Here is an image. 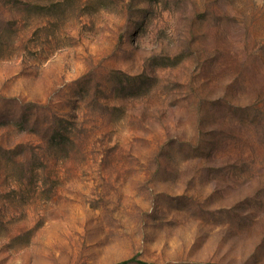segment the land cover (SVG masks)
Here are the masks:
<instances>
[{"label": "rangeland", "instance_id": "obj_1", "mask_svg": "<svg viewBox=\"0 0 264 264\" xmlns=\"http://www.w3.org/2000/svg\"><path fill=\"white\" fill-rule=\"evenodd\" d=\"M124 262L264 264V0H0V264Z\"/></svg>", "mask_w": 264, "mask_h": 264}, {"label": "trees", "instance_id": "obj_2", "mask_svg": "<svg viewBox=\"0 0 264 264\" xmlns=\"http://www.w3.org/2000/svg\"><path fill=\"white\" fill-rule=\"evenodd\" d=\"M128 262H130V261H128ZM128 262H124V263H122V264H126V263H128Z\"/></svg>", "mask_w": 264, "mask_h": 264}]
</instances>
